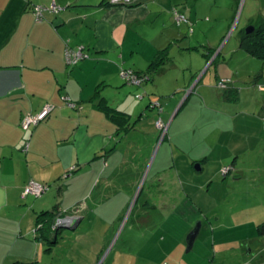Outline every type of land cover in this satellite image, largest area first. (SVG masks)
Wrapping results in <instances>:
<instances>
[{
	"label": "rangeland",
	"instance_id": "374dc122",
	"mask_svg": "<svg viewBox=\"0 0 264 264\" xmlns=\"http://www.w3.org/2000/svg\"><path fill=\"white\" fill-rule=\"evenodd\" d=\"M123 2L111 5H127ZM196 2L194 14L199 13L200 19L186 24L184 34L189 43L202 44L198 50L210 41L217 52L211 69L207 64L208 73L200 87L194 88L199 97L187 94L196 80L184 95L176 90L184 67L196 66L204 58L198 50L180 46L186 39L181 34L171 47V64L177 69L170 77L157 76L136 86L134 102H140L143 117L140 120L138 110L125 125L134 130L120 132L118 144L113 142L101 150L118 148L123 160L117 167L112 164L115 154L106 155L112 183L103 212L93 211L78 230L61 228L53 251L56 259L63 261L72 255L77 264H264V235L258 234V226L264 223V60L249 55L239 44L249 19L264 16V0ZM68 43L66 40L64 50L67 65L77 66L90 58L88 48L86 57L68 62L67 46L74 52L85 47ZM120 67L119 78L124 81ZM220 79L229 80L227 88L219 86ZM147 84L150 90H145ZM137 94L144 96L136 98ZM110 95L111 105L117 99L112 97L114 93ZM149 95L156 104L150 105ZM61 101L74 110L82 108L68 94H62ZM158 104L164 112H159ZM159 119L165 124L171 121L170 132L166 126L160 140ZM35 127L21 128L30 134ZM143 130L153 133L155 140H147ZM202 157L205 162H197ZM197 163L202 170H197ZM73 167L62 160L51 187L34 180L48 186L42 196L48 198L54 188L62 186L63 182H57L67 179ZM83 205H77L73 215L59 212L55 225L66 216L71 223L74 215L83 214ZM198 221L202 223L200 233L187 252V235Z\"/></svg>",
	"mask_w": 264,
	"mask_h": 264
},
{
	"label": "crops",
	"instance_id": "0c3cea01",
	"mask_svg": "<svg viewBox=\"0 0 264 264\" xmlns=\"http://www.w3.org/2000/svg\"><path fill=\"white\" fill-rule=\"evenodd\" d=\"M53 3L61 7L59 12L50 9ZM196 4V0H136L117 6L107 0H0V264H77L72 255L63 261L56 259V245L39 231L38 216L54 208L73 215L77 205L84 203L83 214L74 215L81 218L78 230L93 211L103 212L112 181L106 155L115 154L112 164L117 167L123 160L118 148L101 150L113 142L118 144L117 135L127 123H116L103 109L104 104L110 105L114 93L117 100H112L115 106H111L127 121L142 109L140 102H134L138 87L120 80L119 67L149 72L150 63L181 34L186 38L180 41L182 48L198 50L202 44L189 43L184 34L186 24L200 19L199 13L194 14ZM35 6L48 9L38 18ZM174 9L184 13L189 22H175ZM255 18L249 19L247 26ZM66 40L73 47L83 44L89 48L90 58L77 66L67 65ZM208 42L198 50L204 57L200 63L184 67V79L176 84L183 95L196 80L187 94L198 96L194 88L200 87L216 52ZM172 59L171 52V57L150 73L151 81L171 76L177 69ZM145 88L150 90L148 84ZM62 94L78 101L81 110L63 106ZM117 101L122 103L116 105ZM47 105L54 108L44 122L30 134L23 132L22 118ZM143 114L141 111L140 120ZM166 125L170 132L171 121ZM143 131L147 140H155L153 133L152 137L151 132ZM62 160L77 167L73 176L57 182L63 180L62 186L54 188L48 198L21 196L30 179L52 184ZM196 160L205 162L203 157Z\"/></svg>",
	"mask_w": 264,
	"mask_h": 264
},
{
	"label": "trees",
	"instance_id": "16d2710c",
	"mask_svg": "<svg viewBox=\"0 0 264 264\" xmlns=\"http://www.w3.org/2000/svg\"><path fill=\"white\" fill-rule=\"evenodd\" d=\"M136 1V0H134ZM107 3H111V0H107ZM133 3V2H132ZM128 5V4H127ZM60 7V6H59ZM61 8V7H60ZM61 10V9H60ZM59 10V11H60ZM175 10V9H174ZM173 10V13H174V16L176 17L175 15V12ZM58 11V12H59ZM56 12V11H54ZM189 22V18H188V21L187 23ZM190 23V22H189ZM252 25L255 27L254 31L251 32V33H246L245 29L241 30L240 32V47L242 49H244L249 55L253 56V57H257L259 59H262L264 60V16H262L261 14H259L255 20L253 21ZM69 44V43H68ZM172 45H169L168 47L164 48L158 55H157V59L153 60L150 65H149V72L147 73H143V72H139L133 68H126L125 66L124 67H120L121 68V71L123 69H132L135 73H137L140 77L143 78L142 80V83L137 86V87H140L142 86V84L144 82H149L151 81V75L150 73L151 72H154L158 69V67L165 62L166 59H168L169 57H171V52H172ZM70 47V46H69ZM71 48V47H70ZM82 50L85 54V50H86V46L85 47H82ZM86 55V54H85ZM86 57V56H85ZM215 61L212 62V64H214ZM123 78V77H122ZM124 81L127 83V84H131V83H128L125 79ZM131 85H134V84H131ZM144 96V95H142ZM236 99V98H235ZM150 105H154L156 103H154L152 100H151V97H150V101H149ZM160 106L162 107V112H164L163 110V105L160 104ZM154 107V106H153ZM152 107V108H153ZM105 112H109L112 114V118L113 120L118 123L120 125V123H122V125L124 123L127 122V117H122L120 116L118 113L115 112V109L109 105V104H104V108ZM160 112V111H159ZM160 112V113H162ZM160 120V119H159ZM157 120V122L159 121ZM162 120V119H161ZM123 121V122H122ZM156 122V124H157ZM163 124L164 121L162 120ZM166 125V124H165ZM160 128V127H159ZM131 129V127H125L124 131H127ZM118 131L120 132V127H118ZM165 136V134L163 133V129L160 128V137H159V140L160 139H163ZM163 142V141H161ZM73 170H77V167H73V169H70V171L68 172V174L66 175V178H69L71 175H74L75 173L72 172ZM65 179V178H64ZM33 181V180H31ZM30 181V182H31ZM63 180H61V183H62ZM29 182V183H30ZM28 183V184H29ZM27 184V185H28ZM57 185V184H56ZM48 186H52V184H48ZM48 186H45L46 187V190H47V187ZM61 186V185H60ZM26 188V187H25ZM25 190V189H24ZM45 190V191H46ZM29 194L26 196L28 197ZM35 196V195H34ZM24 197V198H26ZM42 197L41 196H37L36 198H40ZM59 214V211L54 208V209H51V210H45V211H42L39 216H38V229L39 231L41 232V234L44 236V238L48 241H50L51 243H55L54 245H56V243L58 242L57 240V236L59 234V230L61 229H55V219L57 217V215ZM258 234L260 236H263L264 235V223L261 224L260 226H258Z\"/></svg>",
	"mask_w": 264,
	"mask_h": 264
},
{
	"label": "built area",
	"instance_id": "2783aa9c",
	"mask_svg": "<svg viewBox=\"0 0 264 264\" xmlns=\"http://www.w3.org/2000/svg\"><path fill=\"white\" fill-rule=\"evenodd\" d=\"M126 2H127L126 4H128V3L134 2V0H126ZM111 3L112 4H120V3H124V2H123V0H111ZM44 9H48V8L44 7V6H35V11H36L38 18H40L43 15ZM50 9L52 11L58 12L61 8L56 3H53L51 5ZM174 12L176 15L177 22L180 23V22H187L188 21L187 16L184 13H182L181 11L175 10ZM85 56L86 55L84 54L82 48H80L79 50L74 52L70 49L69 46H67L66 58H67L68 62L80 61ZM121 76L128 83H131V84H134L137 86H139L143 80V78L140 77L137 73H135L132 69H123L121 71ZM228 83H229L228 79H220L218 81L219 86H221L222 88H227ZM136 97L141 98L142 95L137 94ZM52 110H53V106L47 105L38 113V115L29 114L26 117V119H24L22 126L26 129H30L31 126H33V127L37 126L38 124H40L42 121H44L48 117L49 113ZM28 146H29V144L27 143L26 149L28 148ZM225 173H226V171L223 172V174H225ZM45 190H46V188L44 186H42L41 184L31 182L28 186H26L24 193L22 195H23V197H26L28 194H33L35 196H41ZM65 218L68 220L71 219V217H67V216ZM58 221L62 222L61 219H59Z\"/></svg>",
	"mask_w": 264,
	"mask_h": 264
},
{
	"label": "water",
	"instance_id": "95a60500",
	"mask_svg": "<svg viewBox=\"0 0 264 264\" xmlns=\"http://www.w3.org/2000/svg\"><path fill=\"white\" fill-rule=\"evenodd\" d=\"M255 29V27L253 25H249L246 27V33H251L253 32ZM197 170H202L201 168V164L197 163L196 166ZM64 222H68V223H64ZM81 222V218L76 217V218H72L71 223H69V220L65 219L61 221H58L55 225V229H60V228H67L70 230H75L77 228V226L79 225V223ZM66 225V226H64ZM201 221L196 222L195 226L193 227V229L189 232V234L187 235V252H190L195 244V241L197 239V236L200 233L201 230Z\"/></svg>",
	"mask_w": 264,
	"mask_h": 264
},
{
	"label": "bare ground",
	"instance_id": "6f19581e",
	"mask_svg": "<svg viewBox=\"0 0 264 264\" xmlns=\"http://www.w3.org/2000/svg\"><path fill=\"white\" fill-rule=\"evenodd\" d=\"M245 30H246V29H245ZM158 105H159V107H160V108H159V111L162 112V107L160 106V104H158ZM52 106H53V105H52ZM53 108H54V106H53ZM49 114H50V113H49ZM157 125H158L160 128L163 129V133L165 132V127H166V126L168 127V125L163 124V122H162L161 119L157 122ZM167 127H166V129H167ZM31 182H34V181H31ZM31 182H30V183H31ZM30 183H29V184H30ZM29 184H28V185H29ZM28 185H27V186H28ZM44 187H45V186H44ZM45 188H46V187H45ZM44 192H45V191H44ZM23 193H24V192H23Z\"/></svg>",
	"mask_w": 264,
	"mask_h": 264
}]
</instances>
